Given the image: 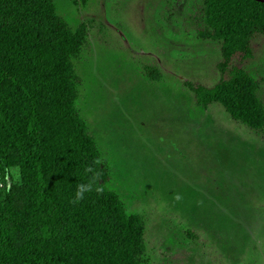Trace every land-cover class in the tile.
I'll return each instance as SVG.
<instances>
[{
    "label": "rangeland",
    "instance_id": "1",
    "mask_svg": "<svg viewBox=\"0 0 264 264\" xmlns=\"http://www.w3.org/2000/svg\"><path fill=\"white\" fill-rule=\"evenodd\" d=\"M55 2L71 26L88 25L78 105L110 188L145 221V264H264V138L186 87L219 77L220 46L194 33L199 0ZM254 48L245 69L264 78V36Z\"/></svg>",
    "mask_w": 264,
    "mask_h": 264
},
{
    "label": "trees",
    "instance_id": "2",
    "mask_svg": "<svg viewBox=\"0 0 264 264\" xmlns=\"http://www.w3.org/2000/svg\"><path fill=\"white\" fill-rule=\"evenodd\" d=\"M192 18L196 38L221 53L213 86L186 83L195 104H221L264 138V78L245 69L264 36V2L199 0ZM88 30L71 26L55 0H0V264H145V221L110 188L109 163L78 105ZM142 73L162 79L157 66ZM89 167L95 187L74 205Z\"/></svg>",
    "mask_w": 264,
    "mask_h": 264
},
{
    "label": "clouds",
    "instance_id": "3",
    "mask_svg": "<svg viewBox=\"0 0 264 264\" xmlns=\"http://www.w3.org/2000/svg\"><path fill=\"white\" fill-rule=\"evenodd\" d=\"M85 172L90 174L89 178L82 183H79L75 187V191L73 193V198L71 199L70 203L72 204H78L80 203L86 196L87 193H90L93 191L96 181H97V175L92 172V168H86ZM99 191V189H96Z\"/></svg>",
    "mask_w": 264,
    "mask_h": 264
},
{
    "label": "water",
    "instance_id": "4",
    "mask_svg": "<svg viewBox=\"0 0 264 264\" xmlns=\"http://www.w3.org/2000/svg\"><path fill=\"white\" fill-rule=\"evenodd\" d=\"M259 1H262V2H264V0H259Z\"/></svg>",
    "mask_w": 264,
    "mask_h": 264
}]
</instances>
